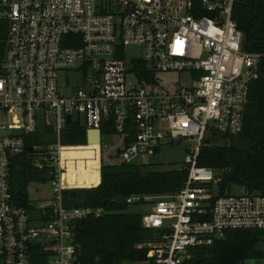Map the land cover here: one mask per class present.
<instances>
[{"label":"built area","instance_id":"1","mask_svg":"<svg viewBox=\"0 0 264 264\" xmlns=\"http://www.w3.org/2000/svg\"><path fill=\"white\" fill-rule=\"evenodd\" d=\"M235 1L0 0V264H33V254L45 264H76V221L107 213L63 203V190L80 188L62 180L60 137L71 122L85 128L86 140L87 131L101 139L112 126L121 162L189 144L178 191L126 199L150 205L141 224L154 235L136 245L151 257L125 264H184L193 247L225 230L264 229V195L220 194L218 172L197 161L202 147L241 131L248 86L261 73L264 51L243 49ZM138 60L155 75L186 72L190 82L171 91L157 78L143 83ZM33 134L55 139L26 144ZM24 149L52 191L28 205L15 200L9 178L10 158Z\"/></svg>","mask_w":264,"mask_h":264},{"label":"trees","instance_id":"2","mask_svg":"<svg viewBox=\"0 0 264 264\" xmlns=\"http://www.w3.org/2000/svg\"><path fill=\"white\" fill-rule=\"evenodd\" d=\"M232 18L242 33L243 49L264 51V5L255 0H236ZM3 44L0 43V56ZM260 76L247 89L242 129L223 145H205L198 154V164L218 172V190L222 194L232 185L264 195V60ZM136 72L143 83L156 82L155 73L143 61H136ZM103 132L113 134L106 126ZM36 134L25 138L34 144ZM86 143L85 128L71 122L61 132L64 145L65 185L80 187L62 191L67 207H102L106 214L76 221L74 243L76 264H125L151 257L149 249H138V243L151 240L154 231L141 224V213L128 211L126 203L133 195H163L178 191L187 177L186 169H155L146 163H102L99 175V144L95 132ZM86 143V144H85ZM10 188L15 200L28 205V185L46 183L50 176L31 165L24 149L10 158ZM100 179V181H99ZM98 183V184H97ZM143 200V199H142ZM264 229L225 230L223 236L206 246L191 249L184 264H243L248 259L264 257Z\"/></svg>","mask_w":264,"mask_h":264},{"label":"rangeland","instance_id":"3","mask_svg":"<svg viewBox=\"0 0 264 264\" xmlns=\"http://www.w3.org/2000/svg\"><path fill=\"white\" fill-rule=\"evenodd\" d=\"M131 78V76H129ZM189 74L177 73V72H158L156 73V78L159 81V85L162 89L171 91L176 87L183 86L188 84ZM62 75H60V79ZM72 81L78 80V76H71ZM36 136L44 141H52L55 139L53 134H36ZM122 146L121 137L119 134H109L103 132L101 134V146H100V158L102 163H112L118 164L121 162L120 158H110L114 156L116 148ZM189 144L181 139L172 145H164L159 153L144 157V158H135L133 159L134 163H143L151 165L155 169H170V168H179L180 164L184 160L186 153H188ZM245 192L244 187L240 185H232L229 188V194H243ZM29 197L32 201H38L40 198L45 196H50L52 191L50 189L49 183L41 182H31L28 185ZM150 207L149 204H133L129 205L128 211H135L139 213H144ZM244 264H264V261L261 259H248L244 261Z\"/></svg>","mask_w":264,"mask_h":264},{"label":"water","instance_id":"4","mask_svg":"<svg viewBox=\"0 0 264 264\" xmlns=\"http://www.w3.org/2000/svg\"><path fill=\"white\" fill-rule=\"evenodd\" d=\"M66 120H67V122H69V118H67ZM92 132H95V140L97 141L98 144H100L101 139H100L99 131H87V140L86 141L89 142L91 140L90 137H91ZM123 142H124V144H126V142H127L126 137H124ZM26 149L31 150V146L28 145L26 147ZM120 151H121V149L119 147L116 148V152H115L114 156H110V158H118ZM100 168H101V165H99V170H100ZM32 257L34 260L33 264H45V262H43L42 259L40 258L39 254H33Z\"/></svg>","mask_w":264,"mask_h":264},{"label":"bare ground","instance_id":"5","mask_svg":"<svg viewBox=\"0 0 264 264\" xmlns=\"http://www.w3.org/2000/svg\"><path fill=\"white\" fill-rule=\"evenodd\" d=\"M63 152H64V146H62L61 149H60V160H61V165L63 166L64 171H65L64 159H63ZM62 175H63V173H62Z\"/></svg>","mask_w":264,"mask_h":264},{"label":"crops","instance_id":"6","mask_svg":"<svg viewBox=\"0 0 264 264\" xmlns=\"http://www.w3.org/2000/svg\"><path fill=\"white\" fill-rule=\"evenodd\" d=\"M100 175V174H99ZM99 181H100V179H99ZM98 184V183H97Z\"/></svg>","mask_w":264,"mask_h":264}]
</instances>
